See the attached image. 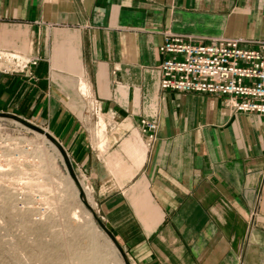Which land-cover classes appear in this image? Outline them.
Instances as JSON below:
<instances>
[{
    "label": "crops",
    "instance_id": "obj_1",
    "mask_svg": "<svg viewBox=\"0 0 264 264\" xmlns=\"http://www.w3.org/2000/svg\"><path fill=\"white\" fill-rule=\"evenodd\" d=\"M168 34L262 39L264 0H0V52L38 57L0 59V110L85 171L131 264H264V116L161 90Z\"/></svg>",
    "mask_w": 264,
    "mask_h": 264
},
{
    "label": "rangeland",
    "instance_id": "obj_2",
    "mask_svg": "<svg viewBox=\"0 0 264 264\" xmlns=\"http://www.w3.org/2000/svg\"><path fill=\"white\" fill-rule=\"evenodd\" d=\"M78 185L52 141L0 116V264L129 262L101 228L92 193L83 191L85 204Z\"/></svg>",
    "mask_w": 264,
    "mask_h": 264
},
{
    "label": "built area",
    "instance_id": "obj_3",
    "mask_svg": "<svg viewBox=\"0 0 264 264\" xmlns=\"http://www.w3.org/2000/svg\"><path fill=\"white\" fill-rule=\"evenodd\" d=\"M159 51L163 55L161 90L218 95L234 111L264 116V38L211 37L204 41L168 34ZM0 59L14 60L19 70L38 61L37 56L19 61L7 52H0ZM156 128V121L141 118L140 130L146 135L147 146L155 139ZM73 170L81 189L91 194L88 175L78 167L73 166Z\"/></svg>",
    "mask_w": 264,
    "mask_h": 264
},
{
    "label": "water",
    "instance_id": "obj_4",
    "mask_svg": "<svg viewBox=\"0 0 264 264\" xmlns=\"http://www.w3.org/2000/svg\"><path fill=\"white\" fill-rule=\"evenodd\" d=\"M11 116L12 118H14L15 120H17L19 123H23L24 125H26L27 127L43 134L45 137L48 138V140L52 141V143H54V145L58 148V150L61 152V154L63 155V159H64V163L65 165L67 166V169H68V172L70 174V176L78 183V180L76 179L75 177V174H74V170H73V167L72 165L70 164L69 162V159L67 157H64V155L66 154L65 151L63 150L60 142L56 139V137H54L52 134H50L48 131H46L44 128L38 126V125H35L33 123H30L26 118L24 117H20L18 115H14V114H9V113H5V112H0V116ZM79 186V185H78ZM79 189V196L80 198L82 199V201L87 204L86 202V198H85V194L83 193L82 189L80 188V186L78 187ZM99 221V224L101 226V228L104 230V232L110 237V239L114 242L116 248L120 251V253L122 254V256H124V251L123 249L121 248V246L119 245V243L117 242L115 236L113 234L110 233V231L108 230V228L106 227V225L100 221ZM124 263L126 264H130L128 261H125L124 260Z\"/></svg>",
    "mask_w": 264,
    "mask_h": 264
},
{
    "label": "bare ground",
    "instance_id": "obj_5",
    "mask_svg": "<svg viewBox=\"0 0 264 264\" xmlns=\"http://www.w3.org/2000/svg\"><path fill=\"white\" fill-rule=\"evenodd\" d=\"M46 131H47V130H46ZM39 134H41V133H39ZM41 135H43V134H41ZM43 137H44V135H43ZM83 191L86 192V195H88V196L90 195V193H88L87 190H84V189H83Z\"/></svg>",
    "mask_w": 264,
    "mask_h": 264
}]
</instances>
